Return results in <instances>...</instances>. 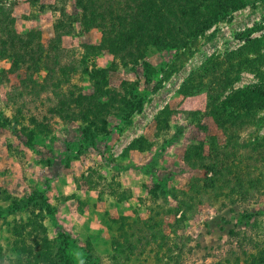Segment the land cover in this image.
<instances>
[{"label":"rangeland","instance_id":"rangeland-1","mask_svg":"<svg viewBox=\"0 0 264 264\" xmlns=\"http://www.w3.org/2000/svg\"><path fill=\"white\" fill-rule=\"evenodd\" d=\"M2 1L12 6L15 37L0 44V264L21 257L17 233L27 224L22 238L32 231L26 245L39 254L37 264H245L248 255H262L264 164L255 160L253 148L264 140V106L246 112L236 103L223 105L240 89L264 87V0H241L242 7L185 47L147 43L135 65L114 58V43L124 39L120 32L81 24L75 0ZM61 4L78 19L73 32L56 43L58 15L50 8ZM30 32L41 52L36 61L19 47ZM52 44L65 51L58 63L46 58L53 55ZM247 45L255 50L243 52L238 79L216 104L218 112L228 110L244 121L234 150L255 185L243 200L234 192L204 193L212 173L192 167L185 155L194 147L229 168L235 164L211 105L217 85L203 73L212 64L225 70L228 55ZM244 59H258L259 67L250 68ZM69 60L83 61L88 71L106 70L103 91L115 96L97 97V115L81 120L75 110L65 117L50 112L71 93L95 94L88 73L63 66ZM43 83L48 88L40 89ZM164 108L171 112L169 128L157 133L155 119ZM140 137L147 148L128 150ZM197 189L191 201L181 195ZM182 199L192 203L184 214L174 210ZM147 222L162 241L145 245L151 240ZM127 242H135L132 252Z\"/></svg>","mask_w":264,"mask_h":264},{"label":"trees","instance_id":"trees-1","mask_svg":"<svg viewBox=\"0 0 264 264\" xmlns=\"http://www.w3.org/2000/svg\"><path fill=\"white\" fill-rule=\"evenodd\" d=\"M37 1V0H35ZM62 2V0H61ZM60 0H57V4ZM75 4L82 11L80 22L85 27H97L102 30H106V33L120 32L124 37L122 42L114 43V58L120 59L124 64L135 65L143 59L145 55V46L150 43L158 49H174L178 46L185 47L192 44L196 38L202 35L205 31L209 30L220 20L226 18L230 13L242 7L243 2L241 0H75ZM12 6L4 3L0 0V44L5 46L7 42L11 41L15 37V33L11 27L13 25V19L11 18ZM50 10L57 14V18L53 23L54 38L53 42H60L62 36L70 35L73 30V22L78 18H73L66 12L63 4L54 5ZM33 32L28 33L22 41L19 47L22 52L28 56L33 57L36 61L41 57V52L38 50V46L35 45ZM32 44L31 46H29ZM250 45H247L243 49L235 51L227 57V67L225 70L220 71L216 65L212 64L209 68L204 70V75H208L211 78L213 84L210 88H214L215 97L211 100V105L215 110L218 122H223L220 126L223 131L228 157L232 158V164L230 168L222 164L216 156H206L202 152L193 149L186 152L185 160L191 164L194 168L205 169L212 173L211 177L205 178L202 191L205 192H224L228 191L229 194L233 192L241 199L246 200L248 197V190L255 185L254 181L250 178L251 171L247 163L241 167V162L235 155L234 148L236 147L237 131L243 126V119L239 116H234V113L228 112V110H222L218 112L216 110L217 98L224 94L232 82L238 79L239 69L242 64L243 52H249ZM255 47V45H254ZM1 48V46H0ZM53 55L46 56L58 63L59 59L64 56V50L59 51L55 44L51 45ZM86 53L93 51L92 48L84 46ZM253 48V47H252ZM58 50V51H57ZM255 50V49H252ZM251 50V51H252ZM8 51L12 56L15 55L14 47L10 46ZM250 51V52H251ZM93 53V52H91ZM185 53H181L180 56H184ZM52 57V58H51ZM262 59V57H260ZM250 68L259 67L258 59H244ZM51 67L53 66L50 63ZM113 65H116L113 63ZM71 72L88 73L92 87H94L95 94L91 96H84L71 93L70 99H59L54 108L50 109V112L55 113L60 117H65L72 110H75V117L77 119H87L91 116L97 115L102 107L98 105L96 99L98 96H105L106 98H113L114 93L109 91H103L106 85V70L93 69L88 71L85 67V63L82 61L80 64L75 63L73 60L63 64ZM180 66V65H179ZM175 70L173 67L172 72ZM51 71V68H50ZM170 75L164 76L168 78ZM160 84L155 86V90L159 88ZM40 89L48 88L47 83H43ZM58 87V86H56ZM67 100H70L69 102ZM112 100V99H111ZM226 102L223 107H228L232 103L238 104L239 107L245 109L246 112H250L253 109L264 106V87L250 86L245 89H240L235 93L225 98ZM114 101H111V103ZM120 102V101H119ZM66 108V110H64ZM171 112L168 108H164L160 111L155 119V129L157 133L166 131L169 128L168 122ZM97 117V116H96ZM211 142H214V137H209ZM147 142L143 138L133 140L127 147L128 150L144 151L147 146ZM229 147V148H228ZM258 148H263L262 153L258 151ZM254 153L256 155V161L264 164V140L261 143L255 144ZM226 172L230 175L229 178H223L220 174ZM253 184V185H252ZM259 184V183H258ZM193 186L190 187L192 189ZM191 191L190 193L182 192L181 195L189 197L191 201L194 198V194L199 193ZM200 190V192H201ZM19 207H14L12 210ZM192 209V203L183 199L178 202V207L175 212L186 213ZM178 219L175 225L180 224ZM36 222V221H35ZM33 222V223H35ZM32 223V225H33ZM123 224V223H122ZM124 225V224H123ZM145 232L149 234V239L146 240L145 245H149L151 242H157L163 240L158 237L157 233L152 231L154 225L145 223ZM30 225H23L17 235L21 238V249L18 247V252L21 257L16 261V264H37L39 254H34L31 247L26 245V239L30 236L28 233L26 238H22L23 231ZM41 227V226H40ZM159 234V233H158ZM143 237H138L136 243H140ZM29 240V239H28ZM134 243L127 242L125 245L126 250L130 251L135 246ZM119 245V243L117 244ZM167 246V244H165ZM174 248H178L173 244ZM120 247V246H119ZM255 247V246H254ZM257 248V247H255ZM262 255H248L245 264H264V247L261 249ZM131 250L130 252H132ZM168 251L172 253L170 247ZM70 264V263H67ZM175 264H181L175 262Z\"/></svg>","mask_w":264,"mask_h":264}]
</instances>
